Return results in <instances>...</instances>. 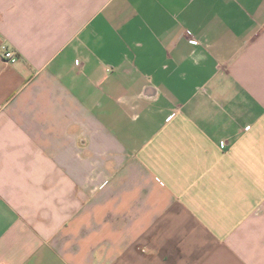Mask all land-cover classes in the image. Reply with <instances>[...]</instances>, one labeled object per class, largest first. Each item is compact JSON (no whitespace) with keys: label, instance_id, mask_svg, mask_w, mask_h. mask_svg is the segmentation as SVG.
Instances as JSON below:
<instances>
[{"label":"crops","instance_id":"obj_1","mask_svg":"<svg viewBox=\"0 0 264 264\" xmlns=\"http://www.w3.org/2000/svg\"><path fill=\"white\" fill-rule=\"evenodd\" d=\"M0 264H264V0H0Z\"/></svg>","mask_w":264,"mask_h":264},{"label":"built area","instance_id":"obj_2","mask_svg":"<svg viewBox=\"0 0 264 264\" xmlns=\"http://www.w3.org/2000/svg\"><path fill=\"white\" fill-rule=\"evenodd\" d=\"M2 55L4 59H6L10 63H15L18 60V55L16 52L8 49L6 45H2L1 47Z\"/></svg>","mask_w":264,"mask_h":264}]
</instances>
